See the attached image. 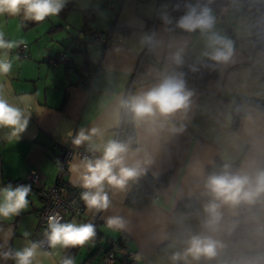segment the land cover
<instances>
[{"label": "crops", "instance_id": "1", "mask_svg": "<svg viewBox=\"0 0 264 264\" xmlns=\"http://www.w3.org/2000/svg\"><path fill=\"white\" fill-rule=\"evenodd\" d=\"M65 1L76 4L73 10L80 12L81 25L77 31L67 28L64 38H53L52 34L65 27L64 19L72 10L65 18L58 14L49 19V26L25 20L22 12L0 15V32L5 39L27 45L24 54H18L17 47L8 50L13 66L9 74L0 76V86L9 102L26 109L29 115L28 127L19 141H8L0 132V187L18 185L30 172L38 177L28 197V209L11 222L13 235L0 252L38 243L42 231L36 232L35 213L42 206L40 192L54 183L62 151L92 150L93 145L102 149L109 140L126 143L122 127L126 107L122 101L158 87L177 57L187 52L196 58L207 57L205 53L212 51L208 37L216 33L230 40L233 47L231 60L218 63L217 79L208 80L203 90L185 84V91L191 93L187 106L174 113H157L139 122L131 113L136 147L129 146L128 164L147 159L150 163H142L141 167L150 175L169 174L153 203L139 209L124 205L130 190L128 182L123 189L106 188L111 201L108 210L94 213L85 207L81 216L66 215L64 220H95L105 236H124L127 244L116 250V264H124L127 250L137 253L132 264H185L171 257L183 253L186 241L198 234L213 235L223 247L210 261L189 257L188 264H264V194L252 204L222 206V220L215 233L205 228L204 211L211 200L206 190L209 165L216 161L235 163L236 171L250 175L264 170V108L241 104L238 107L244 113L238 127L234 129L232 125L237 96L264 99V51L256 50L253 43L252 18L241 15L240 4L234 2L221 6L210 31L179 34L170 31L165 22L170 7L166 0H121L116 10L107 8L103 0ZM84 9L95 10L89 25L107 33V43L86 42L81 31ZM43 33L55 44L39 39ZM61 52L73 65L55 67L46 61L47 56L55 57ZM70 52L79 57H71ZM88 77L92 78L90 86L83 85ZM93 128L98 133L90 141L73 143L81 129L89 134ZM93 152V159L101 155L100 151ZM80 161L72 156L65 176L73 186L78 185L70 166ZM189 198L194 199V210L178 211V203ZM109 216L120 217L124 227L107 228L104 221ZM25 232L29 235L25 236ZM71 249L74 248L39 246L34 264H62L68 257L75 260L81 248L74 249L73 256ZM87 255L80 264H107L96 259L86 262ZM14 263L0 257V264Z\"/></svg>", "mask_w": 264, "mask_h": 264}, {"label": "clouds", "instance_id": "2", "mask_svg": "<svg viewBox=\"0 0 264 264\" xmlns=\"http://www.w3.org/2000/svg\"><path fill=\"white\" fill-rule=\"evenodd\" d=\"M65 0H0V15L8 14L16 16L23 13L25 20L43 22L48 17L57 16L63 7ZM213 17L210 10L205 7L197 12L191 8L187 15L180 21L179 26L188 31L200 29L210 31L213 27ZM24 41L6 40L4 33L0 32V76H6L12 70V61L8 58V50L18 47ZM208 46L212 49L205 53L211 60L217 63H228L233 55V47L230 40L212 33L208 37ZM179 61V57H177ZM191 93L185 91V84L180 75L166 77L158 87L128 100L122 101L139 122L148 118H154L157 113L168 115L178 109L187 106ZM29 123V115L26 109L10 103L6 98L3 86H0V132L4 133V139L19 141L26 131ZM98 129L93 128L89 134L81 129L73 139L75 145L90 141L97 135ZM71 135V133H69ZM93 151H100L98 158L85 157L79 163L72 164L71 172L75 174L74 183L79 186L80 200L89 211L102 213L109 209L111 201L106 188L123 189L130 180L137 178L143 171L141 164L150 163V160H137L134 164H128L129 145L116 140H109L102 149L91 146ZM206 188L211 200L204 206L207 214L205 228L209 233L218 231L222 220L221 208L224 205L237 206L242 202L252 204L264 194V170H258L254 175L244 171H231L226 165L218 174L208 177ZM32 192L31 185L8 183L0 187V238L7 245L13 235L11 222L15 217L29 207V195ZM104 223L109 229H121L124 221L118 216H109ZM5 225H8L5 228ZM25 236L29 233L25 232ZM51 248H83L91 245L97 235L96 225L92 222H78L75 218L64 220L58 213L47 218V228L44 233ZM187 247L183 253H175L171 259L185 261L188 258L200 261L212 260L218 255V250L223 247L218 239L211 234L192 235L186 241ZM39 244L32 242L22 250L11 249L0 252L4 260L12 259L15 264H34L38 255ZM62 264H75L71 257L64 258Z\"/></svg>", "mask_w": 264, "mask_h": 264}, {"label": "trees", "instance_id": "3", "mask_svg": "<svg viewBox=\"0 0 264 264\" xmlns=\"http://www.w3.org/2000/svg\"><path fill=\"white\" fill-rule=\"evenodd\" d=\"M169 4V12L165 19V22L168 26V29L172 32L179 34H197L201 32L200 29L193 31H188L179 26V21L188 14L191 8H196L199 12L202 8L207 7L210 10L211 16L214 18L216 12H218L223 5H228L234 2L240 4L239 13L242 15H248L252 18V39L255 45L256 50L264 51V0H166ZM77 9L76 4L72 1H65V6L59 13L61 17L67 15L70 10ZM83 17L84 28L81 30L83 35L86 32L94 31L89 25V22L92 21L95 17L94 9H84L81 11ZM107 34V33H106ZM86 42L93 41L86 39ZM84 51V50H82ZM69 65H73V62L70 61ZM180 75L184 81V84L193 86L200 90L205 88L208 80H215L218 78V63L211 60L207 55L202 58H196L192 52H187L184 54L179 61H177L171 69L168 71L167 76ZM92 76V75H90ZM259 101V106L264 104V99L256 98H246L244 96H237L234 99L233 107V128L236 129L240 122V118L243 115V111L238 107L241 104H256L255 102ZM256 104V105H257ZM122 127L124 128V141L129 144L130 147H136V139L134 133V125L132 121L131 112L125 108L124 116L122 120ZM235 172L237 164H224L219 161H216L214 164L207 167V179L212 174H218L222 172L225 166ZM168 172L160 176L154 177L150 175L147 171L143 170L141 174L134 180H130V190L124 200V205L131 208H144L153 203L156 192L160 187H163L168 182ZM207 190V188H206ZM208 191V190H207ZM194 199L189 198L183 201H180L176 207L178 211H193ZM96 225L97 235L95 240L92 242L96 246L88 253L85 258L86 262L93 261L96 259L99 263L103 261L107 253L112 249L123 248L127 244V240L124 236H121L118 239H113L109 236H105L99 229V223L95 220L92 221ZM104 241L106 246L103 247L99 243ZM75 250L77 248H74ZM70 250L71 256L75 250ZM69 251V252H70ZM69 255V256H70ZM68 256V255H67ZM124 264H132L123 259ZM102 264V263H101Z\"/></svg>", "mask_w": 264, "mask_h": 264}, {"label": "built area", "instance_id": "4", "mask_svg": "<svg viewBox=\"0 0 264 264\" xmlns=\"http://www.w3.org/2000/svg\"><path fill=\"white\" fill-rule=\"evenodd\" d=\"M119 1L121 0H103L104 5H106L111 10L117 9ZM219 14L220 11H218L215 15L217 16ZM84 37L93 41H99L103 43L108 42V35L97 30L86 32L84 34ZM26 48L27 45L21 43L16 48V51L18 52V54H24ZM46 61L55 67L60 66L61 64H70V58L65 52H61L55 57L47 56ZM91 81L92 78L88 77L85 81H83L82 84L90 86ZM255 103L259 104V101L257 100V102ZM260 107L264 108V104L260 105ZM72 156H76L81 160H83L85 157L93 159L94 152L86 148H79L75 151L64 149L59 155L58 172L56 179L51 186L41 190L40 196L42 198V206L35 213L37 218L36 232L40 230L42 231V235L38 240V244L43 249H49L50 247L44 235L47 228V218L49 215L58 213L64 218L66 215L81 216L85 211V205L83 204V201L80 200V192L82 191V189H80L78 186H73L65 178L68 173L69 163ZM37 180V174L35 172H30L23 179H20L18 181V184L31 185L32 192H34V184L37 182ZM116 250L118 249H112L107 253L105 258L103 259L105 263L116 264ZM136 257V252L127 250L125 256L127 261L133 263Z\"/></svg>", "mask_w": 264, "mask_h": 264}, {"label": "rangeland", "instance_id": "5", "mask_svg": "<svg viewBox=\"0 0 264 264\" xmlns=\"http://www.w3.org/2000/svg\"><path fill=\"white\" fill-rule=\"evenodd\" d=\"M53 18H57V16L48 17V19H45V21H43L41 24H47L49 26V19H53ZM64 20H65V27L63 29L56 31L54 34H52L53 38H56V37L64 38L67 34L66 33L67 28H69V30H72V31H77V28L79 29L80 25H81V23H80L81 14L79 11L72 10V11H70V13L67 15V17ZM39 39H42V40L48 39V41H46V43L55 44L54 41L49 40V35L46 33H43L41 38H39ZM70 56L75 57V58L79 57L78 54L72 53V52H70ZM99 244L102 245L103 247L106 246V243L104 241H101ZM94 246H95V244L92 243L91 245H87L86 247L81 248L79 250L76 258H75V264H80L83 261V257H85L89 252H91L92 249L94 248ZM89 264H96V263L92 262Z\"/></svg>", "mask_w": 264, "mask_h": 264}]
</instances>
